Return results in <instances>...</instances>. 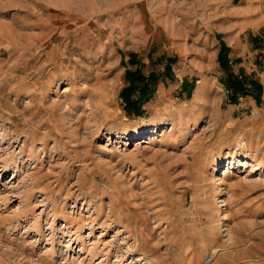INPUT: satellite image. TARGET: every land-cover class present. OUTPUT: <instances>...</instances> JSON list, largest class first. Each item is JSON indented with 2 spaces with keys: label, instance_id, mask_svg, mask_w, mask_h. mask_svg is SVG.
<instances>
[{
  "label": "rangeland",
  "instance_id": "rangeland-1",
  "mask_svg": "<svg viewBox=\"0 0 264 264\" xmlns=\"http://www.w3.org/2000/svg\"><path fill=\"white\" fill-rule=\"evenodd\" d=\"M209 3L0 0V264H264V29L232 58L238 16ZM183 17L226 48L235 79L262 84L260 101L231 102L212 48L180 45ZM129 70L153 91L142 115L121 97ZM205 80L212 101L178 127L167 106Z\"/></svg>",
  "mask_w": 264,
  "mask_h": 264
},
{
  "label": "crops",
  "instance_id": "crops-1",
  "mask_svg": "<svg viewBox=\"0 0 264 264\" xmlns=\"http://www.w3.org/2000/svg\"><path fill=\"white\" fill-rule=\"evenodd\" d=\"M208 1L210 3L213 2V0H208ZM224 1L225 2L227 1V3L229 4V10H228L229 14L238 16V19H236V22H238V24H236L235 26H230V27H232L231 31H234L235 33L233 34L232 37H230L231 35H227V37H225L223 39V40H225V39L227 40L229 46H233V45L237 46V47L233 46L234 48L231 50L230 55H229L232 58L236 59L238 57V54L235 53L234 51L236 50V48H239L243 45V43L241 41L245 39L244 38L245 32L251 30L254 33H256L259 30L264 29V0H237V3H235L236 0H224ZM210 3H209V5H211ZM192 11H193L192 15H196V11H198V10L195 11L194 9H192ZM202 15H203V12L201 11V16ZM171 21H174V20H172V18H171V19L165 21L166 22L165 25H163L161 22L163 29L170 30L172 27V25L170 24ZM176 21L177 20H175V22H174L175 26H173V28L175 29L176 26H179V25L181 26V33L182 34L179 36L180 45L183 46L185 44V41H187L190 37L194 41L206 42V43H204L203 46L206 45V47L212 48V49L207 51V53L209 55L208 60H210L208 62H211L213 60L216 64V62L218 60V56H219L220 47H221L220 42L219 41L217 42L216 38H214L213 35H211V34L208 35V34H204L203 32L202 33L190 32L192 29L196 28V25H201V24H203V22L202 23L201 22L190 23L185 19V17H183L181 22H178V21L176 22ZM202 26H200V30L203 29ZM225 33L229 34L228 32H225ZM242 36H243V38H242ZM238 43H239V45H238ZM248 45H249V43H248ZM203 53H205V52L201 51V54H203ZM241 55H242V53H241ZM199 56H201V55L199 54ZM204 60L205 59H203V60L199 59L198 62H201V61L205 62ZM246 105L251 106V105H253V102L252 101L246 102ZM235 106H238V105H232L230 108V111L232 113L235 110V108H234ZM260 114L261 113H259V112H255L253 114V118L247 119V121L244 120L245 123H250L252 121H255V119ZM233 135L239 136L240 140H244V139L246 140L247 139V137H246L247 134L245 133V131L244 132L243 131H235L233 133Z\"/></svg>",
  "mask_w": 264,
  "mask_h": 264
},
{
  "label": "trees",
  "instance_id": "trees-1",
  "mask_svg": "<svg viewBox=\"0 0 264 264\" xmlns=\"http://www.w3.org/2000/svg\"><path fill=\"white\" fill-rule=\"evenodd\" d=\"M227 50L223 49L219 55V62L227 73V85L233 88L234 93L231 95V102L236 103L241 95H251L260 101L263 86L260 82L250 76H245L243 80L234 78L229 70ZM168 71L170 67H167ZM152 76V74L150 75ZM129 84L122 90L121 97L124 100L125 108L129 114L142 115L143 104L152 97L151 86L144 82V78L140 77L138 70H129L126 74Z\"/></svg>",
  "mask_w": 264,
  "mask_h": 264
},
{
  "label": "bare ground",
  "instance_id": "bare-ground-1",
  "mask_svg": "<svg viewBox=\"0 0 264 264\" xmlns=\"http://www.w3.org/2000/svg\"><path fill=\"white\" fill-rule=\"evenodd\" d=\"M102 90V89H101ZM99 90V92H101ZM213 87L209 84H207V81H202V83L197 87L195 90V94L193 96V99L191 102L188 103H180V105H171L167 106V109H171L173 114L175 115L176 120L178 121V127L182 128L184 125L186 126L188 124V119H185V114L188 112H194L195 109L200 108V106H203L206 103H209L212 101L213 96ZM113 96V95H112ZM102 98H105V109L107 111V115H113L117 116V110L114 109L111 105V101L108 99V96H103ZM171 102V101H170ZM214 102V100H213ZM212 102V103H213ZM138 137V136H137ZM254 161L256 162L257 165H262L264 166V163L262 162V159L259 158V156L254 155ZM206 249V248H205ZM219 249H216L214 253L218 252ZM214 257V256H213Z\"/></svg>",
  "mask_w": 264,
  "mask_h": 264
},
{
  "label": "built area",
  "instance_id": "built-area-1",
  "mask_svg": "<svg viewBox=\"0 0 264 264\" xmlns=\"http://www.w3.org/2000/svg\"><path fill=\"white\" fill-rule=\"evenodd\" d=\"M212 263H213V256H209L204 262V264H212Z\"/></svg>",
  "mask_w": 264,
  "mask_h": 264
}]
</instances>
